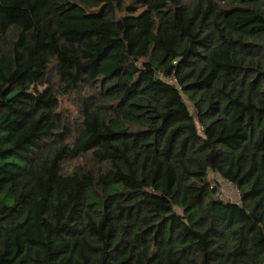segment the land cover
I'll use <instances>...</instances> for the list:
<instances>
[{"label": "trees", "instance_id": "obj_1", "mask_svg": "<svg viewBox=\"0 0 264 264\" xmlns=\"http://www.w3.org/2000/svg\"><path fill=\"white\" fill-rule=\"evenodd\" d=\"M0 264H264V0H0Z\"/></svg>", "mask_w": 264, "mask_h": 264}, {"label": "rangeland", "instance_id": "obj_2", "mask_svg": "<svg viewBox=\"0 0 264 264\" xmlns=\"http://www.w3.org/2000/svg\"><path fill=\"white\" fill-rule=\"evenodd\" d=\"M216 180L220 184V186L223 189L224 194L230 198L232 201H234L236 198H238L239 193L236 187L231 185L228 181L223 180L219 175L215 176Z\"/></svg>", "mask_w": 264, "mask_h": 264}]
</instances>
